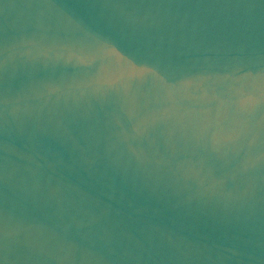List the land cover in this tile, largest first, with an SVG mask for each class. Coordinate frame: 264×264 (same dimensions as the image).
I'll return each instance as SVG.
<instances>
[{
  "label": "water",
  "instance_id": "obj_1",
  "mask_svg": "<svg viewBox=\"0 0 264 264\" xmlns=\"http://www.w3.org/2000/svg\"><path fill=\"white\" fill-rule=\"evenodd\" d=\"M0 264H264V0H0Z\"/></svg>",
  "mask_w": 264,
  "mask_h": 264
}]
</instances>
